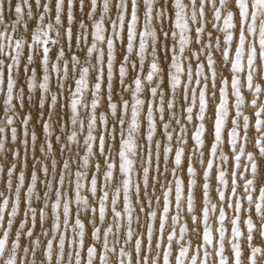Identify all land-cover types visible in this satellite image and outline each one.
Masks as SVG:
<instances>
[{"label":"snow or ice","instance_id":"snow-or-ice-1","mask_svg":"<svg viewBox=\"0 0 264 264\" xmlns=\"http://www.w3.org/2000/svg\"><path fill=\"white\" fill-rule=\"evenodd\" d=\"M0 264H264V0H0Z\"/></svg>","mask_w":264,"mask_h":264},{"label":"rangeland","instance_id":"rangeland-1","mask_svg":"<svg viewBox=\"0 0 264 264\" xmlns=\"http://www.w3.org/2000/svg\"><path fill=\"white\" fill-rule=\"evenodd\" d=\"M13 3H15V0H13ZM34 11H35V9H34ZM86 11H87V9H86ZM77 17L80 18V17H79V14H77ZM6 18H9V19H10L11 17L6 16ZM30 27H31V25H30ZM34 114H35V116H36V113L33 111V116H34ZM33 118H34V117H33ZM32 123L35 124V123H36V119H34V120L32 121ZM37 155H39V152H38ZM30 168H31V165H30L29 169H30ZM38 230H39V229H38Z\"/></svg>","mask_w":264,"mask_h":264},{"label":"bare ground","instance_id":"bare-ground-1","mask_svg":"<svg viewBox=\"0 0 264 264\" xmlns=\"http://www.w3.org/2000/svg\"><path fill=\"white\" fill-rule=\"evenodd\" d=\"M77 19H79L78 17H77ZM35 112V111H34ZM34 118H33V120L35 119V114H34V116H33ZM36 131H37V133L39 134V132H40V129L39 128H37L36 129ZM37 154H38V152H37ZM30 165H31V162H29V167H30Z\"/></svg>","mask_w":264,"mask_h":264}]
</instances>
